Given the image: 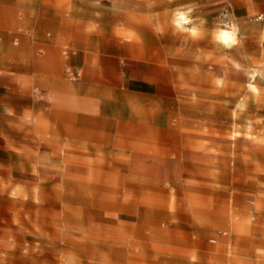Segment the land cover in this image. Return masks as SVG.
I'll use <instances>...</instances> for the list:
<instances>
[{"label":"rangeland","instance_id":"374dc122","mask_svg":"<svg viewBox=\"0 0 264 264\" xmlns=\"http://www.w3.org/2000/svg\"><path fill=\"white\" fill-rule=\"evenodd\" d=\"M222 3L18 0L35 54L110 53L118 73L110 109L55 102L110 125L45 123L31 165L0 169V264H264V11L235 13L226 47Z\"/></svg>","mask_w":264,"mask_h":264},{"label":"crops","instance_id":"0c3cea01","mask_svg":"<svg viewBox=\"0 0 264 264\" xmlns=\"http://www.w3.org/2000/svg\"><path fill=\"white\" fill-rule=\"evenodd\" d=\"M230 1L239 19L264 11V0ZM18 12V0H0V169L31 165L28 160L40 134H45V123L52 125L53 133L59 136L77 126L98 128L99 119L105 120L102 126L110 125V95L115 93L114 86L110 87V76L118 73L113 62L116 56L110 53H102L96 63L87 62L81 48L60 57L56 51L46 57L35 54V35L19 31L24 17ZM121 71L122 86L125 79H134L133 71ZM23 87L33 88L32 92ZM122 89L119 93L123 95ZM69 95L80 104H103L109 109L88 112L55 108L56 100ZM83 119L90 122L84 124Z\"/></svg>","mask_w":264,"mask_h":264},{"label":"clouds","instance_id":"9594fccd","mask_svg":"<svg viewBox=\"0 0 264 264\" xmlns=\"http://www.w3.org/2000/svg\"><path fill=\"white\" fill-rule=\"evenodd\" d=\"M191 9H189V13ZM173 23L177 28H180L183 31H190L193 35H196L197 29L195 27L188 29L184 28V25L191 23V20L188 18V13L177 11L174 14ZM218 41L222 42L226 47H231L236 43L234 33L230 34L228 31H219L215 37Z\"/></svg>","mask_w":264,"mask_h":264},{"label":"built area","instance_id":"2783aa9c","mask_svg":"<svg viewBox=\"0 0 264 264\" xmlns=\"http://www.w3.org/2000/svg\"><path fill=\"white\" fill-rule=\"evenodd\" d=\"M218 19L219 22L222 26L224 27H232L235 22H236V17H235V10L233 7V4L230 0H224L222 3V6L220 8L219 14H218ZM255 21H262L264 22V14H258L255 16ZM78 76V74H76ZM249 204L253 207L254 201L250 200ZM249 213L252 216V219L254 220L255 218V212L253 209L249 211Z\"/></svg>","mask_w":264,"mask_h":264},{"label":"bare ground","instance_id":"6f19581e","mask_svg":"<svg viewBox=\"0 0 264 264\" xmlns=\"http://www.w3.org/2000/svg\"><path fill=\"white\" fill-rule=\"evenodd\" d=\"M228 30H231V31H228ZM222 31H228L230 34H233V31H234V25L230 28L228 27H223V30Z\"/></svg>","mask_w":264,"mask_h":264}]
</instances>
